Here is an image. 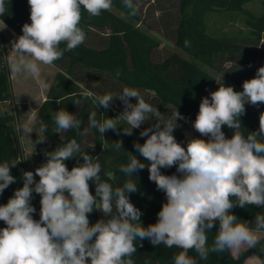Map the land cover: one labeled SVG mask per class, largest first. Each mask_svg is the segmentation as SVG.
<instances>
[{"label":"clouds","instance_id":"obj_1","mask_svg":"<svg viewBox=\"0 0 264 264\" xmlns=\"http://www.w3.org/2000/svg\"><path fill=\"white\" fill-rule=\"evenodd\" d=\"M28 4L31 23L23 25V34L12 42L8 57L9 70L15 76L39 77L41 65L53 66L65 52L83 44L86 32L80 26L82 10L90 17H98L113 8V0H28ZM122 6L129 10L130 17L140 10L134 0H122ZM6 11V0H0V16ZM188 46L186 40L185 47ZM120 75L118 69L116 76ZM39 84L47 87L42 80ZM242 87L243 91L237 92L221 85L209 94L210 99L202 98L192 126L200 137L208 139H190L186 148L173 135L177 120H186L177 109L165 119L136 88L126 86L119 94L103 95L85 89L81 95L94 96L99 107L108 109L119 99L124 111L102 121L96 119L93 111L88 127L79 131L81 121L74 114L59 110L52 117L56 132L76 129L79 135L87 136L89 129H97L103 138L109 130L118 131L124 122L128 127L122 128L123 134L131 135L132 129L152 117L156 119L157 123L140 132L141 137H147L145 142L135 143L134 148L150 162L149 180L166 195L158 220L143 227L142 213L128 195L137 191L131 177L145 169L144 163L129 153L128 163L119 168L129 179L122 186L113 187L100 175L99 157L82 152L80 144L72 139L46 154V163L35 170L38 182L32 171L24 172L23 187L0 206V221L6 224L0 229V264H89V259L90 264H135L131 258L137 251L135 242L145 239L154 246L179 249L173 255V264H197L189 255L190 250L206 261L210 253H239L256 247L264 236V213L256 215L253 227L247 221H239L230 210L246 205L264 207V112L260 114L258 132L247 136L241 131L239 119L246 114L245 103L264 104V66ZM74 103L80 105L81 100ZM223 126L235 130L230 138L222 131ZM46 130L43 125L41 132ZM111 147L120 151L122 142L116 141ZM77 154L83 164L69 170L64 161ZM10 165L14 167L16 162L0 163V193L15 182ZM173 166H177L182 177L161 173L162 168ZM89 181L95 182V195L90 192ZM33 192L41 197L39 220L32 216L36 211L30 203ZM94 209L111 218L90 226L88 214ZM216 221L219 230L209 244L206 233ZM145 264L151 262L146 260Z\"/></svg>","mask_w":264,"mask_h":264},{"label":"trees","instance_id":"obj_2","mask_svg":"<svg viewBox=\"0 0 264 264\" xmlns=\"http://www.w3.org/2000/svg\"><path fill=\"white\" fill-rule=\"evenodd\" d=\"M250 1L252 0L174 1L172 5L174 12L165 16V21L158 30L196 62L176 52L159 57L157 51L160 42L139 26L144 23L141 11L139 10L135 17H130L129 10L122 6V0H113V9L123 16L111 10L102 12L98 17H90L82 10L80 26L86 32V40L78 48L65 52L61 59L54 62L58 71L36 118L39 131L32 135V142L40 166L46 163L47 153L75 139L80 144L82 152L99 157L102 179L113 184V187H119L129 179L119 171V168L128 163L129 153L135 155L146 167L132 174L131 179L135 180L137 191L128 194L129 199L141 211L140 223L143 227L155 224L159 211L166 203V195L149 180L150 162L139 154L134 144L145 142L147 137H141L140 132L157 123L156 119L152 117L139 128L132 129L131 135L123 134L122 128L128 125L121 122L118 131L109 130L102 138L97 129H89L87 136L79 135L76 129L56 132L52 117L59 110L74 114L81 121L79 131L88 127V117L93 111L97 113L98 121L115 118L124 111L121 100H114L108 109H104L94 102V96L85 98L81 93L87 89L98 95L108 92L119 94L127 86L136 88L141 96L146 97L144 98L146 102L157 107L165 119L170 117L175 109L186 118L177 120L178 127L173 132L181 146L186 148L188 141L193 138L208 139L200 137L192 126L201 100L204 97L210 99L209 94L216 91L219 86L227 87L230 84L226 81L217 82L216 77L201 65L224 74L241 91L243 82L254 78L258 68L264 66V49L259 48L264 34V0L263 12L260 15H255L244 8ZM134 2L137 3L136 0ZM6 7L7 11L0 16V22L19 37L23 34V25L31 23L28 0H6ZM229 12H241L245 15L247 31L242 32L238 38L219 33L216 28L212 31L209 28V20L213 14ZM209 32L215 33L216 36ZM186 40L189 41L188 47H185ZM60 47L63 49L64 45ZM7 54L6 37L0 32V163L16 162L14 167L10 165V174L15 178V182L0 193V206L6 205L14 196V192L23 187V174L27 171L19 131V104H15L8 114H4L1 109V104L12 102L14 96L10 71L6 65ZM228 63L230 67H226ZM118 69L121 73L119 77L116 76ZM77 99L81 100L80 105L74 103ZM131 103L136 101L133 99ZM257 106L264 112V104ZM245 109L246 114L239 119L241 131L247 136L251 132H258L260 115L248 103H245ZM43 125L47 126L44 133L41 132ZM222 131L230 138L235 130L223 126ZM116 141L122 142L120 151L111 147ZM64 163L71 170L83 164V159L77 154ZM176 167L162 168L161 173L182 177V174L176 171ZM107 172L113 175L108 177L105 175ZM34 181L38 182L39 177L35 175ZM34 186L33 184L31 187ZM89 186L90 192L95 195V182L89 181ZM40 200V195L33 192L30 203L36 210L32 214L35 220L40 218ZM230 212L239 221H247L254 227L255 217L258 213H264V207L235 206ZM88 219L90 224H95L101 216L94 209L88 214ZM4 227L6 224L0 221V229ZM218 230L219 222L216 221L214 227L206 233L209 244L213 242ZM135 243L137 251L131 257L135 264H145L146 260L151 264H173V255L179 251L175 247L169 249L163 244L154 246L147 239L137 240ZM189 255L197 260V264H244L251 256H257L261 264H264V236L256 247L240 252L237 257L227 250L219 254L210 253L206 261L200 260L194 250H190Z\"/></svg>","mask_w":264,"mask_h":264},{"label":"rangeland","instance_id":"obj_3","mask_svg":"<svg viewBox=\"0 0 264 264\" xmlns=\"http://www.w3.org/2000/svg\"><path fill=\"white\" fill-rule=\"evenodd\" d=\"M136 1L139 4V8L144 19V23L140 24L139 26L141 27V29L148 32L152 37H154L160 42V48L157 51V55L159 57H165L172 52H176L180 54L182 57L190 61L196 62L187 53L177 48L174 45V43L168 37L165 36V34H163L161 31L158 30V27H162L161 24H163L167 15L169 13L171 14L174 12L172 5L175 0H136ZM249 7H251L253 11L257 14H259V12L261 13L263 12L262 2L258 3V0H254L253 4H251V6ZM112 10L118 13L119 15L123 16L117 10L113 8ZM1 27L2 26L0 24V31H1ZM3 28L4 27H2V29ZM209 28L211 31L214 29L213 17H210ZM209 34L216 36L215 33L209 32ZM17 38L18 36L15 33H13L11 30H9V37H6V45L8 47V54L6 56V65L8 69H9L8 57L9 55L12 54L11 53L12 42ZM201 67L210 74L214 75L216 77L217 82L226 81L230 84L231 87H233L235 91L242 92L237 86H235L232 82H230V80L224 74H221L215 71L214 69L208 68L203 65H201ZM226 67H230V63H228ZM57 71L58 70L54 65L53 66L41 65V74L39 77L15 76L10 72L14 96L12 102L1 104L2 112L4 114H8L11 110H13L15 104H19L20 117H24L22 120L26 121V124L28 123L29 126L36 125V120L33 119L32 115L39 108L44 98H46L47 92L51 86V83ZM41 80L47 85V87L40 86L39 81ZM142 97L146 98L144 95ZM249 105L259 115L263 112V110L260 109L258 106H254L251 104ZM30 135L29 137L27 136L28 142L25 143V146L26 148L30 149V151L32 152L34 151V146ZM99 212L103 214L101 211ZM113 212L115 213V208H113ZM110 218L111 217L107 216L104 218V220ZM232 253L236 254L235 257H237L240 252L239 253L232 252ZM254 259H256V256L249 257L246 260L245 264H254ZM89 264H90V259H89Z\"/></svg>","mask_w":264,"mask_h":264},{"label":"crops","instance_id":"obj_4","mask_svg":"<svg viewBox=\"0 0 264 264\" xmlns=\"http://www.w3.org/2000/svg\"><path fill=\"white\" fill-rule=\"evenodd\" d=\"M253 2H254V0L250 1L249 3H247L244 6V8L247 10H250L255 15H260L261 12H259V14H257L253 11V9L251 7H249V6H251V4H253ZM261 2H262V0H258V3H261ZM212 17H213L214 29L216 28L219 33L226 34L228 36H236L238 38L239 36H241L242 32L247 31V28L245 27V15L241 12H229L227 14H223V13L216 14L215 13V14H213ZM0 24L2 27H4L3 29L1 27L0 32L5 37H9V29L4 24H2V22H0ZM259 48L264 49V34H263V39L261 40V42L259 44ZM45 99L46 98H44L43 102L45 101ZM42 103H41V105H42ZM41 105L35 111V113H33V115H32L33 119H35V120L37 118L38 111H39ZM23 118L24 117H20V127H19L20 139H21V143L23 146V150H24L23 160H24V163L26 166V170L32 171L34 176H35V170L40 166V160H39V157L37 155L35 148H34V151L31 152L30 149L26 148L25 143L28 142L27 136L29 137V135L32 133L30 135V137L32 138V135L34 133H37L39 131V129L37 128L36 125L29 126L28 123L26 124V121L22 120ZM29 130H30V133H29ZM98 213L101 216V219H104L105 217H107L104 214H101L99 211H98ZM108 217H110V216H108ZM91 225H93V224H90V226ZM233 255L236 256V254H233ZM245 262H244V264H245ZM254 264H261V262L257 258V256H256V259H254Z\"/></svg>","mask_w":264,"mask_h":264}]
</instances>
